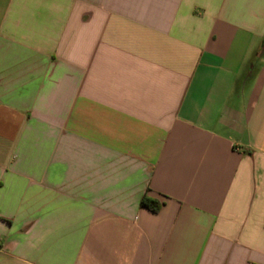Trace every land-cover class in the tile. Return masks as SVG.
Masks as SVG:
<instances>
[{
  "label": "crops",
  "instance_id": "obj_1",
  "mask_svg": "<svg viewBox=\"0 0 264 264\" xmlns=\"http://www.w3.org/2000/svg\"><path fill=\"white\" fill-rule=\"evenodd\" d=\"M0 264H264V0H0Z\"/></svg>",
  "mask_w": 264,
  "mask_h": 264
},
{
  "label": "trees",
  "instance_id": "obj_2",
  "mask_svg": "<svg viewBox=\"0 0 264 264\" xmlns=\"http://www.w3.org/2000/svg\"><path fill=\"white\" fill-rule=\"evenodd\" d=\"M141 206L153 213H158L161 210L163 203L158 201L157 199L145 195L141 201Z\"/></svg>",
  "mask_w": 264,
  "mask_h": 264
}]
</instances>
